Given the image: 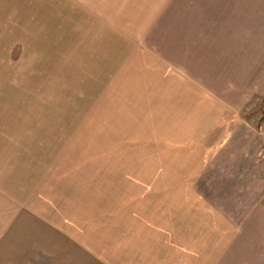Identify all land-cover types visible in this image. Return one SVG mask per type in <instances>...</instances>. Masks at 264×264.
Segmentation results:
<instances>
[{"label": "rangeland", "instance_id": "1", "mask_svg": "<svg viewBox=\"0 0 264 264\" xmlns=\"http://www.w3.org/2000/svg\"><path fill=\"white\" fill-rule=\"evenodd\" d=\"M159 3L0 0V264L117 263L184 203L264 264V0Z\"/></svg>", "mask_w": 264, "mask_h": 264}, {"label": "crops", "instance_id": "2", "mask_svg": "<svg viewBox=\"0 0 264 264\" xmlns=\"http://www.w3.org/2000/svg\"><path fill=\"white\" fill-rule=\"evenodd\" d=\"M145 2L149 3V5L145 6V9H142V12L141 6L139 5L137 6L138 8L135 9L137 10L135 11V14L133 10H130L133 17L131 18L133 23L132 29L143 25L145 23L143 18L146 17V15L148 17V13L150 14V18L159 8V0H145ZM103 42L106 43L105 40ZM101 54H103L104 57H109V55H106L103 52H101ZM128 55L125 52L123 57L119 58L117 62L120 63L122 61H125L124 63H126V60L129 59ZM115 58L116 57L110 55L107 61ZM102 61L103 59H101L100 62ZM109 63V65L112 64L111 62ZM88 64L90 66L92 64L93 67L96 65V68L100 66V63H91V61ZM130 68L131 67H128L127 70L129 71ZM142 80L146 82H153V79H151L150 75L147 72L142 77ZM154 82L159 83L160 81L158 79H155ZM187 86H189V84H185V86L181 85V88L184 89L185 87L187 88ZM165 88L173 89L174 87L167 86ZM183 196L181 197L183 199L182 202L186 201L188 203L189 201L187 199H190L191 196ZM185 204L186 203H184V205ZM184 205L179 208L180 210L171 211L172 213L170 215H162V219H165L166 221L155 222V220H153V217L155 216H153L152 221L149 223L151 225V230L148 231V233L144 234L143 229L136 232L134 238V242L136 244L133 246V248L130 246V248H128L129 250L135 249V251L133 252L134 261L131 264H213L215 262L216 258L218 257V251L220 254V252L224 248L223 235L221 233L222 228H219V232L217 235L216 227L209 229L206 225L205 219L208 214L209 216L217 217L216 212L211 211L206 214V209H194V211H192ZM168 213H170V211H168ZM195 218L198 220H195ZM219 220L221 224L222 218L220 217ZM139 239L142 240L141 247L139 245ZM123 248L124 247L121 246V248L119 249V260H115L117 261L116 263L112 261V252L105 251L108 248L106 247L105 243H103L101 246L96 248L98 250H101V252L97 253V258L94 261H88L87 264H127L125 259H127L128 256V249ZM85 259L86 261L89 260L88 258H84L83 260Z\"/></svg>", "mask_w": 264, "mask_h": 264}, {"label": "bare ground", "instance_id": "3", "mask_svg": "<svg viewBox=\"0 0 264 264\" xmlns=\"http://www.w3.org/2000/svg\"><path fill=\"white\" fill-rule=\"evenodd\" d=\"M30 11V10H29ZM102 66V65H101ZM39 104V103H38ZM75 114V113H74ZM72 117V116H71Z\"/></svg>", "mask_w": 264, "mask_h": 264}]
</instances>
